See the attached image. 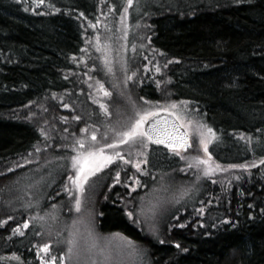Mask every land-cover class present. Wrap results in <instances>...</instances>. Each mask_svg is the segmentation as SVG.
<instances>
[{
	"label": "trees",
	"instance_id": "trees-1",
	"mask_svg": "<svg viewBox=\"0 0 264 264\" xmlns=\"http://www.w3.org/2000/svg\"><path fill=\"white\" fill-rule=\"evenodd\" d=\"M101 1L0 0L1 218L12 211L2 207L15 177L22 182L43 174L49 177L42 187L48 193L58 174L52 164L11 168L44 137L36 124L10 114L58 91L74 92L76 81L65 72L77 68L72 58L84 48L83 21L99 16ZM109 1L119 11L125 0ZM138 1L132 21L149 19L151 45L167 64L169 94L188 101L213 130L212 159L257 165L249 178L232 184H202L193 205H180L165 221L161 238L131 222L115 189L99 206V230L144 246L149 264H264V0ZM139 90L159 99L152 83ZM148 160L154 173L182 164L176 152L155 143ZM15 225L0 221V260L14 252L24 264H36L33 254H26L30 236L14 231Z\"/></svg>",
	"mask_w": 264,
	"mask_h": 264
},
{
	"label": "rangeland",
	"instance_id": "rangeland-1",
	"mask_svg": "<svg viewBox=\"0 0 264 264\" xmlns=\"http://www.w3.org/2000/svg\"><path fill=\"white\" fill-rule=\"evenodd\" d=\"M136 2L139 1L133 0L130 6L125 0L122 8L117 11L109 0H102L99 16L93 20L83 21L84 48L80 55L72 58L76 61L77 68L65 72L76 81L74 92H70L69 89L58 91L47 101H33L13 110L10 114L36 124L44 137L33 151L17 157L11 168H16L17 165L20 168L38 164L37 167L42 169L52 164L55 173L58 172L50 181L48 193L42 190V187L48 184L46 182L49 177L34 174L31 175L32 179L27 181V176L21 182V176L18 175L12 184L10 182L13 189L8 193L5 204H2L3 210L7 208L18 211L13 215L12 211H7L8 216L0 217V221L2 224L14 221L16 224L13 226L14 231L30 236L26 254H33L32 259L36 260V264H48L52 257H56V264H74L78 248L74 253L67 254L69 241L75 238L82 244L81 237L87 234L86 229L89 227L93 229L101 246L108 245L114 250L113 264H149L148 252L144 246L135 242L137 254L130 255L131 249L128 248L130 239L123 240L119 236H114L115 233H102L99 230V206L110 197L111 192L118 189L116 198L120 200L126 212H133V217L129 219L134 225L142 228L149 236L161 238L160 233L165 221H168L171 215H176V208L180 205L192 206L190 202L201 193L202 184L205 185L207 181H211L212 185L232 184L236 180L249 178L257 165L233 168L231 165L214 161L203 152L202 145L197 150L199 135L196 124L206 126L199 131L204 132V139L208 144L212 138V133L207 132V128L210 127L196 115V110L188 101L174 99L169 94L170 78L167 64L162 60L161 53L151 45L149 19L144 18L138 23L132 21V7ZM136 12L139 14L141 11ZM99 83H103L105 89L112 93L110 98L98 94ZM114 83L119 85V89L113 88ZM144 83L156 86L158 100H150L141 95L139 89ZM119 91H123L124 96H120ZM128 97H131L136 102V107L140 109L150 106L153 109L167 108L171 113L175 111L184 122L183 126L188 125L184 127L190 134L191 147L185 151L176 149L175 152L179 153L182 161L176 170L154 173L149 170L148 155L151 144L146 149L148 163L141 165L143 172L136 169L135 161L137 159L142 161L145 157L137 156L135 153L130 156L127 146L120 145L121 154L126 159L133 160V163L125 164L122 160H114L96 176L90 177L88 185L85 186L84 208L89 210L91 215L89 211L84 210L78 213L74 208L76 193L69 194L65 191V186L73 187L69 177L76 172L70 160L76 153L70 145H75L77 139L84 138L85 146L82 151H86L91 147L99 148L105 143H111L112 135H104L108 131L106 125L112 123L113 126L121 128L129 123V117L134 116L133 106L128 102ZM98 100L108 104L109 110L113 113L111 117L104 115L100 104L97 103ZM147 102H151V105ZM173 103L176 104L175 109L171 108ZM66 104L69 107H64ZM77 116L80 120L75 119ZM190 121L192 123L189 125ZM84 128L88 129L87 133L82 131ZM93 131L97 133L96 141L91 140ZM38 148L40 151L36 150ZM113 151L105 149L108 153ZM197 155L208 159L213 166L219 165L223 170L217 169L205 176V166L189 167L190 164H194L191 157ZM30 172L32 174L34 171ZM117 172L120 173V183H116ZM133 176H137L141 182V186L136 187L135 191L128 187V184L135 186V180L131 179ZM140 209H143V212ZM25 224L29 226L23 227ZM46 243L50 246L47 252L43 250ZM89 255L93 256L98 264H103V258L95 252ZM1 259L0 264L25 263L21 261V256L14 252H5Z\"/></svg>",
	"mask_w": 264,
	"mask_h": 264
},
{
	"label": "snow or ice",
	"instance_id": "snow-or-ice-1",
	"mask_svg": "<svg viewBox=\"0 0 264 264\" xmlns=\"http://www.w3.org/2000/svg\"><path fill=\"white\" fill-rule=\"evenodd\" d=\"M39 3H43L44 0H38ZM127 3L131 6L133 4V0H127ZM127 11V8L125 9ZM159 71V68H157ZM109 72H111V68H109ZM113 88L119 89L118 84H113ZM98 94H101L105 97H111L112 93L105 89L103 83H99L97 88ZM118 94L120 96H124L123 91H119ZM128 102L133 106L134 116L129 117V123L121 128H117L113 126L112 123H108L106 128L108 129L107 132L104 133L105 136L109 134L112 135V142L105 143L102 147L96 148L91 147L86 151H82L85 146L84 138H79L76 140L75 145H70L73 148V151L76 155L70 157L72 161V168L76 169V172L73 176L69 177V181L73 185L72 188H68L65 186V191L69 194L73 192L76 193L74 196V208L76 212L89 211L84 208V194L86 191L85 186L89 183V178L96 176L97 173L101 172L103 169L107 168L109 164H111L114 160H122L125 164H132L133 160L126 159L124 155L121 154L119 150L120 145H126L128 148L129 155L131 156L133 153L140 157H145L142 161L137 159L135 161V167L138 171L143 172L144 169L142 168V163L147 164L148 160L146 158V149L148 148L149 144L155 143L157 145L166 144L168 148L172 149L174 152L177 148L185 149L191 147V141L189 135L187 133H180L178 129L184 124L183 121L180 120V117L177 116L176 112L173 111L172 115L174 119L172 121L165 120L163 122V126L158 119V113L160 111H168L167 108L161 109L159 107L153 109L152 107H146L143 109L136 107V102L128 97ZM100 104L104 115L106 117H111L113 115L112 111L109 110L108 104L97 101ZM151 105V102H147ZM159 104V101L156 102ZM64 107H69V105H64ZM171 108L175 109L176 104H171ZM76 120H80V117H75ZM151 120V123L148 121ZM192 122H189V125ZM147 124V127L145 125ZM171 127H168V125ZM188 126V125H184ZM95 127V126H93ZM206 126L202 124H196V129L198 130V147L203 146V152L207 153L209 157H211V153L208 152V141L204 139V132L199 131ZM84 132H88L87 128L82 129ZM208 133H212L213 130L211 128H207ZM97 133L93 131L91 133V140L96 141ZM113 149L112 153L105 152V149ZM40 151V149H36ZM179 155V153H176ZM184 158V157H182ZM57 159H60L57 157ZM191 159L194 161V164H190L189 167H196L200 168L201 165L205 166L204 175L208 176L212 172L217 169H220L219 165L213 166L208 159H204L202 156H193ZM264 163V160L261 161ZM19 167V165H17ZM230 167H247L246 165H231ZM10 171L12 169H9ZM223 170V169H220ZM120 173H116V183H120ZM131 179L135 180V186L132 184H128V187L135 191L136 187L141 186V182L137 176L131 177ZM238 179V177H237ZM131 193H129L130 195ZM143 212V209H140ZM203 212V209L200 210ZM89 215H91L89 211ZM102 215V213H101ZM126 215L131 219L133 217V212L128 211ZM136 222L135 220L133 221ZM28 224L23 225V227H28ZM184 225H181L183 227ZM86 235L82 236L81 239L83 243L77 239H73L69 241V247L67 249V254L74 253V250L78 248V251L75 252L76 259L74 264H98L97 260L90 256V253L95 252L97 255L103 258V264H113V249L108 246H101L99 244L97 236L94 234L93 229L91 227L86 229ZM114 236H119L123 240H128L127 237H124L121 233H115ZM133 241L128 240V248L131 249L130 255L137 254V250L134 248ZM49 244L43 245V250L45 252L49 251ZM179 247V245H177ZM83 258V259H82ZM48 264H56V257H52Z\"/></svg>",
	"mask_w": 264,
	"mask_h": 264
},
{
	"label": "water",
	"instance_id": "water-1",
	"mask_svg": "<svg viewBox=\"0 0 264 264\" xmlns=\"http://www.w3.org/2000/svg\"><path fill=\"white\" fill-rule=\"evenodd\" d=\"M158 119H159V121L161 123V126H163V122L165 120L172 121L174 119V117H173L171 112L161 111V112L158 113ZM151 122H152L151 120L148 121V123H151ZM168 127H171V125L169 124ZM178 131L180 133H187L189 135V138H190V141H191L190 134L188 133V131L186 130V128L183 125L178 129ZM163 145H166V144H163ZM188 148H190V147H188ZM188 148H185V149H182V150H187Z\"/></svg>",
	"mask_w": 264,
	"mask_h": 264
},
{
	"label": "flooded vegetation",
	"instance_id": "flooded-vegetation-1",
	"mask_svg": "<svg viewBox=\"0 0 264 264\" xmlns=\"http://www.w3.org/2000/svg\"><path fill=\"white\" fill-rule=\"evenodd\" d=\"M161 112V111H160ZM167 112H169V111H167ZM145 127H147V124L145 125ZM160 145H163V144H160ZM164 146H166V145H164ZM167 147V146H166Z\"/></svg>",
	"mask_w": 264,
	"mask_h": 264
}]
</instances>
